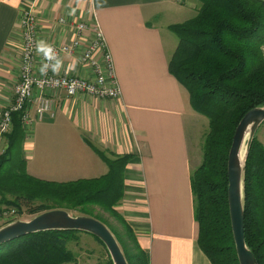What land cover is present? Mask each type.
<instances>
[{
  "label": "crops",
  "instance_id": "0c3cea01",
  "mask_svg": "<svg viewBox=\"0 0 264 264\" xmlns=\"http://www.w3.org/2000/svg\"><path fill=\"white\" fill-rule=\"evenodd\" d=\"M31 3L40 44L69 42L78 36L76 23L99 22L121 96L57 92L54 118L35 119L25 126L27 172L62 182L96 178L109 166L95 148L107 156L131 154L116 208L149 264H212L198 244L192 188L194 163L186 124L192 115L197 118L196 110L187 89L168 70L178 44L170 25L195 16L199 1L0 0V113L13 101L20 80V20ZM92 37L91 31L82 33L83 45ZM83 45L63 55L56 70L92 78L93 69L81 61ZM204 128L197 129V136ZM257 137L264 143V123ZM3 143L0 139V149Z\"/></svg>",
  "mask_w": 264,
  "mask_h": 264
},
{
  "label": "trees",
  "instance_id": "16d2710c",
  "mask_svg": "<svg viewBox=\"0 0 264 264\" xmlns=\"http://www.w3.org/2000/svg\"><path fill=\"white\" fill-rule=\"evenodd\" d=\"M198 1L195 16L170 25L179 39L168 70L189 92L194 110L209 118L203 160L192 174L199 247L212 264H239L229 214L227 165L240 119L251 108L264 105V0ZM12 119L13 130L5 135L9 147L0 155V210L14 208L20 219L24 204L39 203L29 208L32 217L54 208L101 206L122 225L117 239L129 264H149L116 208L124 194L131 154L109 158L95 148L109 166L106 174L67 182L38 178L27 172V157L21 153L26 137L21 113L14 112ZM245 195L246 243L264 264V143L257 134L247 158ZM93 217L106 224L102 215ZM80 233L53 230L13 239L0 245V264L75 261L69 242L77 241ZM95 238L108 253L102 264H114L104 243Z\"/></svg>",
  "mask_w": 264,
  "mask_h": 264
},
{
  "label": "built area",
  "instance_id": "2783aa9c",
  "mask_svg": "<svg viewBox=\"0 0 264 264\" xmlns=\"http://www.w3.org/2000/svg\"><path fill=\"white\" fill-rule=\"evenodd\" d=\"M20 29L23 39L20 80L15 86L13 101L0 113V139H4L13 130L14 112L21 113L24 127L35 119L54 118L53 98L57 92L63 91L68 96L85 92L110 99L121 96L113 56L98 21L95 25L82 21L76 23L74 29L78 36L69 42L40 44L35 6L31 3L23 11ZM87 31L93 32V37L83 45L81 35ZM82 45L81 61L93 69L94 76L85 78L57 71L56 63L61 57L74 54ZM4 144L0 154L7 149ZM18 218L14 208L0 210V226Z\"/></svg>",
  "mask_w": 264,
  "mask_h": 264
},
{
  "label": "water",
  "instance_id": "95a60500",
  "mask_svg": "<svg viewBox=\"0 0 264 264\" xmlns=\"http://www.w3.org/2000/svg\"><path fill=\"white\" fill-rule=\"evenodd\" d=\"M263 123L264 105L248 110L235 129L228 155L229 214L239 264H259L245 238V182L248 154ZM53 230L92 234L104 243L114 264H129L117 237L107 224L90 215H73L63 208L49 209L31 219H15L1 225L0 245L29 234Z\"/></svg>",
  "mask_w": 264,
  "mask_h": 264
},
{
  "label": "rangeland",
  "instance_id": "374dc122",
  "mask_svg": "<svg viewBox=\"0 0 264 264\" xmlns=\"http://www.w3.org/2000/svg\"><path fill=\"white\" fill-rule=\"evenodd\" d=\"M172 34H173L172 40L178 41V39H179L178 36L173 32H172ZM173 50H174V48H173ZM173 50H172V52L174 53L175 50L174 51ZM195 114H196L197 118L193 117V115H192L190 122H188L186 124L187 125V132L189 133V140H190V144H191V156L193 157V163H194L193 164V170L198 168L199 165L201 164L202 160H203L204 139H205L206 132L208 131V128H209V118L206 115L199 113L197 111H195ZM202 126L205 127L204 129L207 128V130L204 132H200L199 136H197V129L199 127H202ZM4 142H5L4 146H7L6 150H8L9 143L7 142L6 138H4ZM17 149H18V147L16 146V150ZM6 152L1 153L0 155H4ZM21 153H23L24 157L27 154V151L25 152L23 150V144H22ZM107 154H108L109 158H114L111 153H107ZM18 155H19V152L16 151L14 153V158L17 159ZM38 204L39 203H34L31 205L24 204L21 208V213H20L21 217L20 218L31 219L33 215H32V213L29 212V208L34 207ZM9 206H12V205H9ZM13 207H15V206H13ZM7 209H12V208H6L5 207V210H7ZM70 212L73 215H77L80 213H82V214L87 213L90 216L91 215L95 216V214L102 215V217H103L102 219L106 222L108 227L110 229H112L113 233L116 234L115 236H117V238L120 240L118 233L120 231H123L121 223L118 221L117 218H115L114 215H112L111 212L105 210L101 206L92 205V206L84 207V209L81 208L79 210H72ZM69 248L71 250H73V252L76 255V258H77L76 263L75 262L74 263L73 262H67V263H63V264H102L106 261V259L108 257V253H107L105 247L92 234L85 233V232L84 233L82 232L79 234V239L77 241H75V240L70 241L69 242Z\"/></svg>",
  "mask_w": 264,
  "mask_h": 264
},
{
  "label": "clouds",
  "instance_id": "9594fccd",
  "mask_svg": "<svg viewBox=\"0 0 264 264\" xmlns=\"http://www.w3.org/2000/svg\"><path fill=\"white\" fill-rule=\"evenodd\" d=\"M57 63H59V61Z\"/></svg>",
  "mask_w": 264,
  "mask_h": 264
}]
</instances>
